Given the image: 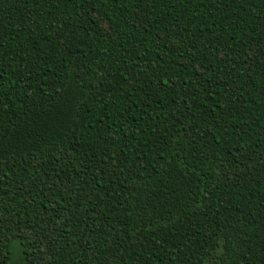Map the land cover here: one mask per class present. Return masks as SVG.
Listing matches in <instances>:
<instances>
[{"label":"trees","instance_id":"1","mask_svg":"<svg viewBox=\"0 0 264 264\" xmlns=\"http://www.w3.org/2000/svg\"><path fill=\"white\" fill-rule=\"evenodd\" d=\"M0 264H264V0H0Z\"/></svg>","mask_w":264,"mask_h":264}]
</instances>
